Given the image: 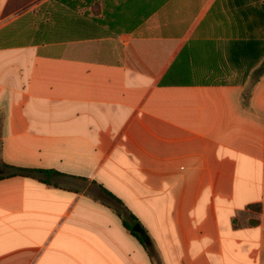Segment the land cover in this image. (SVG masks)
<instances>
[{"label":"crops","instance_id":"obj_1","mask_svg":"<svg viewBox=\"0 0 264 264\" xmlns=\"http://www.w3.org/2000/svg\"><path fill=\"white\" fill-rule=\"evenodd\" d=\"M0 169V264H153L93 182L164 264H264V0H0Z\"/></svg>","mask_w":264,"mask_h":264},{"label":"trees","instance_id":"obj_2","mask_svg":"<svg viewBox=\"0 0 264 264\" xmlns=\"http://www.w3.org/2000/svg\"><path fill=\"white\" fill-rule=\"evenodd\" d=\"M257 44L261 45L262 43H258L256 41H254L253 43L251 42L250 48H252L253 45H257ZM3 167L11 168L13 170L12 173L8 174V176L10 177L20 176V177L33 178L49 186H57L55 180L64 176L52 170L16 168V167H10L8 165H3ZM88 195L95 201H99L103 205L111 208L118 215L124 227L134 237H136L139 240V242L147 250L149 256L151 257V260L153 261V264H156L155 263V260H156L155 253L153 252L151 247L145 242L142 236L135 231V226L139 225L140 221L129 210V208L125 205V203L120 198H118L116 195H114L112 192L107 190L102 185L97 184L96 182H93L91 184V189L88 192ZM250 209H255L257 214H260L262 212V206L260 204L251 205ZM258 223H259L258 219L251 222L252 225H257Z\"/></svg>","mask_w":264,"mask_h":264},{"label":"rangeland","instance_id":"obj_3","mask_svg":"<svg viewBox=\"0 0 264 264\" xmlns=\"http://www.w3.org/2000/svg\"><path fill=\"white\" fill-rule=\"evenodd\" d=\"M205 74L204 73H201V72H197V73H193V75H190V74H187V75H184L180 80L181 81H195V82H200V81H203L205 80ZM253 212H256L255 209H251ZM256 218L252 219V221H255ZM151 249L153 250V252L155 253L156 255V260H155V263L156 264H164L163 262V258H162V255L160 253V251L154 246V244L152 243L151 239H149V244H148Z\"/></svg>","mask_w":264,"mask_h":264},{"label":"water","instance_id":"obj_4","mask_svg":"<svg viewBox=\"0 0 264 264\" xmlns=\"http://www.w3.org/2000/svg\"><path fill=\"white\" fill-rule=\"evenodd\" d=\"M2 173L0 169V174ZM135 231L142 236V238L145 240L147 244H149V236L147 232L144 230V228L139 224L135 226Z\"/></svg>","mask_w":264,"mask_h":264}]
</instances>
